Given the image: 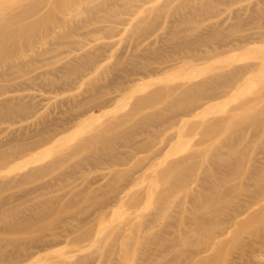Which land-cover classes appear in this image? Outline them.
<instances>
[{
    "label": "rangeland",
    "instance_id": "obj_1",
    "mask_svg": "<svg viewBox=\"0 0 264 264\" xmlns=\"http://www.w3.org/2000/svg\"><path fill=\"white\" fill-rule=\"evenodd\" d=\"M66 2L0 0V264H264V0Z\"/></svg>",
    "mask_w": 264,
    "mask_h": 264
},
{
    "label": "bare ground",
    "instance_id": "obj_2",
    "mask_svg": "<svg viewBox=\"0 0 264 264\" xmlns=\"http://www.w3.org/2000/svg\"><path fill=\"white\" fill-rule=\"evenodd\" d=\"M67 2L65 3V6H64V12H72L73 11V7H72V5H71V2H72V0H66ZM59 4V3H58ZM40 25V24H42V21H41V19L38 21V20H36V23H35V25L37 26V25ZM29 28H33L32 27V25L31 26H27L26 28H24V29H26V30H24V31H27V30H29ZM31 31V30H30ZM25 34H27V33H25ZM25 34L23 35V38L25 37ZM1 38H2V36H1ZM20 39V38H19ZM26 39V38H25ZM2 42V41H1ZM2 44V43H1ZM1 52V51H0ZM195 110H196V108H195Z\"/></svg>",
    "mask_w": 264,
    "mask_h": 264
}]
</instances>
